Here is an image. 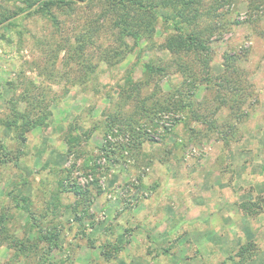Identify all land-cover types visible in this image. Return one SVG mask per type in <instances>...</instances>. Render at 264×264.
I'll use <instances>...</instances> for the list:
<instances>
[{
	"label": "rangeland",
	"instance_id": "obj_1",
	"mask_svg": "<svg viewBox=\"0 0 264 264\" xmlns=\"http://www.w3.org/2000/svg\"><path fill=\"white\" fill-rule=\"evenodd\" d=\"M201 3L196 30L217 29L204 32L211 53L199 57L207 58L208 68L204 72L196 62L191 74L205 81L191 93L181 85L173 57L158 48L165 38L161 19L151 54L136 50L114 66L99 63L86 84L78 83V64L66 58L85 25L98 32L86 49L92 63L112 46L99 1L53 10L56 23L30 13L15 18V28L0 25V118L26 88L37 100L45 95L52 113L47 127L26 135L25 148L0 129V138L19 156L17 164H0V264H264V0ZM149 55L171 66L157 77L159 101L179 90L174 102L190 104L217 128L208 130L209 123L173 110L148 118L136 109L125 118L146 97V108L151 106L152 83L121 110L124 125L114 123L105 134V121L122 105L118 86L129 72L142 82L139 60ZM226 58H235L229 77L241 80L228 89L221 78ZM222 98L227 103L211 115ZM232 116L234 126L227 127H236L237 140L224 126ZM181 121L197 129L199 138L190 139ZM69 133L81 139L67 151ZM143 138L141 150L130 152ZM220 138L232 141L225 147ZM105 146L109 157L101 151ZM75 187L88 192V205L74 195ZM10 191L24 199L26 210ZM39 227L58 247L41 237ZM247 242L255 243L257 253L244 263L236 254ZM105 243L121 247L116 255L105 248L114 255L109 261L101 255Z\"/></svg>",
	"mask_w": 264,
	"mask_h": 264
},
{
	"label": "trees",
	"instance_id": "obj_2",
	"mask_svg": "<svg viewBox=\"0 0 264 264\" xmlns=\"http://www.w3.org/2000/svg\"><path fill=\"white\" fill-rule=\"evenodd\" d=\"M93 1H99L101 4L100 8H105L104 10H101L102 14L100 16L105 21L107 20V22H110L108 26L109 29L113 31V34H111L112 46L101 50L97 55V62L92 63L90 59L87 58L86 49L95 44V36L98 32L93 31L91 26L85 25L82 31L74 36V43L68 53L66 61H69V63L76 62L78 64L80 72H82L79 75L80 77L78 79V83H88L90 78L94 77L96 65L99 63H104L107 66H114L115 64L120 63L127 56V54L136 50L140 53L148 52L151 54L154 47L158 46L154 42L155 28L158 19H161L163 25L166 27L164 30V41L158 48L161 52L168 53L173 57V62L175 63L174 71L175 73H178V75L181 74L180 77L183 80L181 85H187L188 88L186 91L191 93L195 90V84L198 85L199 82L205 81L204 79L200 81L198 75H192L191 72L194 71V68L198 65L197 63L200 62H202L204 72L205 69L207 70V58L204 56L200 61L199 57L200 53H211L208 39L204 38V32L208 30L212 32V30L217 28L212 26V28H207L205 31L196 30L197 22L202 16V13L200 12L202 4L201 0H0L1 3L5 4L4 6L0 3V25H3L6 28H15V18L30 13L40 14L50 19L51 22L56 23L57 21L53 10L66 9L71 11L76 5L93 4ZM142 42H145L144 46H141ZM97 47L98 46H96V48ZM58 51H60V48L57 52ZM189 56L190 60L188 61L187 57ZM198 57L199 59H197ZM54 58H56V54L54 55L50 65H52ZM191 59H193V61ZM225 61L226 64L224 66L226 67V70L224 71L226 73H224V76L221 78L225 85H227V89L230 86L231 88H234L235 84H238L241 81L239 77H229L231 75V71L235 72V69L231 67L235 58H226ZM139 62L142 68L141 71L143 74V80L138 83L134 82L132 79L133 74L132 72H129L123 81L125 85L122 84L121 86H118V96L120 101H122V105L119 110H117L116 114L108 117L105 121L107 126L105 134L108 133V130H110L114 123L124 125V118L121 110L126 106V104H128L129 100L133 97H137L143 87L152 83H154L156 92L153 90V93L151 94V98L149 100V104L151 106L146 108V104L144 102L148 100V97H146L145 99L140 100V103L136 105V108L125 118L128 119L131 117L136 109H138L137 111L145 117L157 115L162 111L167 112L173 110L175 112H182L185 119L192 120L195 123H201L204 125L209 123V128L207 125L208 130L217 128L216 126L213 127L211 122H208V120L203 118V116L195 115L193 111L189 110L188 108L190 107V104H184L181 100L174 102V97L176 95H178V97L180 96V92H177L179 90H175L171 93L169 92L163 100L159 101L161 88L158 86V82L156 80H158L157 77L163 75L171 69L170 65H159L160 62H163L162 59L154 58L153 55H149L147 60H139ZM64 65L67 66L66 63ZM205 87L207 88V86ZM234 92L237 93L238 91L236 90ZM45 97V95H42L37 100L26 88L25 91L19 94L16 99L9 101L10 114L5 118H0V129L4 128L11 131L17 142L20 144V147H26V135L33 128H44L48 126V120L52 116V113L49 110L50 102ZM236 100L237 98H235L233 102L237 103ZM219 102V106H216L213 111H210L211 115L215 114L217 110L225 105L227 100L222 98ZM227 107L230 112H232V106L228 105ZM233 119H236L235 116H232L230 119L228 118V121L227 123H224V126L227 127L228 123L229 126H234L232 121H230ZM238 119H240V117H238ZM181 124L185 129L189 126V124L185 121H181ZM128 126H130V123H128ZM227 128L232 132V139L237 140L236 127H233L232 129L229 127ZM188 129L191 136L190 139L196 140L199 138L200 132L197 129ZM84 133L83 135L87 137V133ZM80 139L81 136H73L69 133L65 138V142L68 146L67 151H70L75 146H78ZM144 140L145 138L141 139L139 144L133 142L129 151L135 152V150H141ZM219 140L225 147L232 141L227 138H220ZM101 151L105 152L107 157H109V154H113L107 150L106 146L102 148ZM17 154L18 153L14 154L13 151L9 150L7 145L4 143L3 138H0V164H17L19 159ZM59 186L61 188L63 187L62 182H59ZM8 195L11 197L13 196V200L17 203V207L19 209L26 210L23 206L24 199L20 198L18 195H14L12 191L8 192ZM74 195L79 198L81 196L85 204L88 205L89 200L86 198L88 196V192H82L81 189L75 187ZM19 202L21 204H19ZM38 233L43 239L45 238L48 241H51L50 243H54V247H58V244L54 241L53 237L43 236L42 229L40 227L38 228ZM15 247L19 252H24L26 249V246L22 242H15ZM101 247V255L106 261H109L114 255L118 254L121 249L120 246L112 245L110 243L102 244ZM107 247L112 248L114 255L105 249ZM256 253L257 250L255 243L247 242L246 245L240 246L236 257L246 263L250 261ZM230 259L232 260V258Z\"/></svg>",
	"mask_w": 264,
	"mask_h": 264
}]
</instances>
